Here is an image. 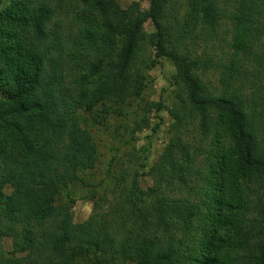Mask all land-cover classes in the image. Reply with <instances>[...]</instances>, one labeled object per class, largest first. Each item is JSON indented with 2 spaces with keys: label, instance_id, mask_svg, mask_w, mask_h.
<instances>
[{
  "label": "trees",
  "instance_id": "obj_1",
  "mask_svg": "<svg viewBox=\"0 0 264 264\" xmlns=\"http://www.w3.org/2000/svg\"><path fill=\"white\" fill-rule=\"evenodd\" d=\"M70 1L0 0V264H264V0ZM223 17L208 86L199 48ZM163 58L176 94L148 186L121 175L74 222L60 194L97 156L82 112L141 96Z\"/></svg>",
  "mask_w": 264,
  "mask_h": 264
},
{
  "label": "rangeland",
  "instance_id": "obj_2",
  "mask_svg": "<svg viewBox=\"0 0 264 264\" xmlns=\"http://www.w3.org/2000/svg\"><path fill=\"white\" fill-rule=\"evenodd\" d=\"M121 7L137 3L145 10L147 0H115ZM72 7L81 6L82 0H71ZM173 5L181 11L183 0H175ZM74 10V9H73ZM74 14L71 11L59 14L65 28H71ZM216 35L210 36L206 42H201L199 54L212 60L211 66L203 74V80L208 86H219V70L217 66L224 62L219 58L224 53L229 54L231 23L223 17ZM146 32L152 30V25H144ZM223 51V53H222ZM173 63L166 58L159 59L147 72L146 88L137 98L127 103L111 102L110 112L103 113L101 106L91 111L82 112L81 126L92 136L97 146L95 168L81 173L84 182L70 185L62 191V201L68 199L74 222L87 219L93 210L94 202H99L102 209L106 208L105 198H112L111 190L121 175L128 181L133 178L140 187L146 188L149 181L144 174L157 159L168 141L172 118L169 109L175 100L176 86L173 84ZM194 182V181H193ZM6 192L11 187L4 188ZM61 240L63 233L60 232ZM63 245V242H60ZM3 247L10 248V240L3 241Z\"/></svg>",
  "mask_w": 264,
  "mask_h": 264
}]
</instances>
